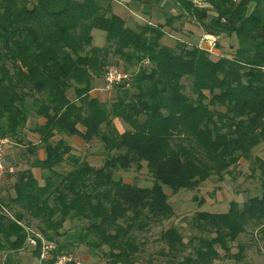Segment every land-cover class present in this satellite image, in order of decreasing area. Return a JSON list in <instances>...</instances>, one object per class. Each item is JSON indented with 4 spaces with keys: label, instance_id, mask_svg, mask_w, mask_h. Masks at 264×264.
Returning a JSON list of instances; mask_svg holds the SVG:
<instances>
[{
    "label": "trees",
    "instance_id": "obj_1",
    "mask_svg": "<svg viewBox=\"0 0 264 264\" xmlns=\"http://www.w3.org/2000/svg\"><path fill=\"white\" fill-rule=\"evenodd\" d=\"M139 1L151 9L160 0ZM173 1L198 20L207 13L191 0ZM208 1L216 14L206 31L216 34L211 27L218 26L234 33L238 45L231 55L213 58L196 44H163L173 15L164 24L132 28L110 0H0V136L20 143L28 128L37 141L26 152L43 153L16 172L14 195L0 197L4 264H14L13 253L27 245V228L55 244L53 258L84 244L105 247L107 264H136L142 244L137 233L173 214L162 185L172 192L193 188L235 167L264 141V0ZM94 29L104 32V45H93ZM114 59L134 69L108 102L91 91L118 64ZM33 114L39 120L30 128ZM69 138L100 141L103 164L92 165ZM142 162L151 187L116 176ZM256 164L259 195L193 216L202 234L192 254L177 258L185 244L176 228L161 233L166 264H212L220 257L217 246L225 256L241 258L244 247L229 254V242L251 222L264 231V157ZM32 168L41 170V180ZM67 221L82 222L81 228L70 232ZM32 254L38 257V246Z\"/></svg>",
    "mask_w": 264,
    "mask_h": 264
},
{
    "label": "rangeland",
    "instance_id": "obj_2",
    "mask_svg": "<svg viewBox=\"0 0 264 264\" xmlns=\"http://www.w3.org/2000/svg\"><path fill=\"white\" fill-rule=\"evenodd\" d=\"M158 5H160L158 8L167 9V11L171 10V15L178 18L176 21L174 20L172 22L171 27L173 25V27L179 30H176V33L171 31L170 37L166 34V38L164 37L161 40V42L166 41L172 43V46H174L176 42H180L186 46L192 45V43L190 44L188 42L189 33L186 31L193 34V43L194 40L197 42L201 40L203 34L209 33L206 31V25L208 26L213 16L216 14L209 1H207L204 7L200 8L207 10V13L199 20L180 10L178 6L174 5L173 0H160ZM121 7L124 8L122 4ZM252 8L253 4L251 3L249 4V11ZM121 13L123 15L127 14L124 10H121ZM137 15L139 16L130 15V20L136 24H145L148 18L141 13ZM156 20L161 24L165 22L164 17L160 14ZM156 20H152L154 24H158ZM211 28L217 32L216 34L211 33L214 36L215 45L212 46L211 43L201 40V42H199L200 46H202L201 48L207 50L213 58L224 55L227 52H229L227 53L228 55H231L233 52L232 48L238 45L236 35L234 33L230 35L222 31L218 26H213ZM92 35L93 45H104L105 34L103 31L94 29ZM173 36L177 37V39ZM114 61L118 62V64L112 67L127 72H131L134 69L133 67H129L125 70L122 61H118L117 59H114ZM102 83L103 78L97 80L95 83V90H92L91 94L97 96L101 100L109 102L115 96L117 88L107 92L102 90ZM183 83L186 86L185 92L189 94V82L183 80ZM68 95L72 98L73 91L69 90ZM38 120L39 118L34 114L31 115L28 126L32 128ZM119 126L124 129L127 127V124L121 120ZM20 139V143L15 140H9V143L5 145L6 170L3 176L0 177V197L5 201H7L9 196L14 195L11 186L14 182L16 172L27 168L36 154L37 156L43 154L41 151H38L32 156L26 152L27 146L37 141L36 135L28 130V128L20 134ZM68 141L74 146L75 151L84 158H87L92 165L99 167L103 164V147L100 141L94 139L91 142L85 143L79 138H69ZM257 157H264V141L256 145L250 156L247 159H241L235 167L228 170L229 172H224L221 175L213 174L193 188L185 187L176 192H172L168 186L162 185L163 191L167 194L168 201L172 206L173 214L161 222L151 223L146 231L137 233L138 241L142 242V244L140 246V252L135 257L136 264L167 263L170 257L168 255L167 245L160 239V235L164 230L170 227H174L178 230L185 244L182 251L177 253V258L182 259L184 256L192 254L193 245L196 244L197 238L202 234L201 231L193 227V216L196 212L201 210L222 212L228 208L230 201H236L241 205L248 198L259 195L261 188L259 171L256 164ZM32 171L35 176L41 180V170L32 168ZM116 176L122 178L125 182L136 184L139 187H151L153 184L152 175L148 171L145 162H142L141 168H137L133 164L128 170H118ZM10 213H13V211L10 210ZM31 223V227H33L35 223ZM81 225L82 222L67 221L65 223V229H69L70 232L76 233L81 228ZM206 235L208 234L205 233L204 236ZM209 236L212 235L209 234ZM229 246V254L238 252L240 246L244 247L241 258L236 259L234 257H229L227 254L225 256L224 251L217 246L216 248L220 253V257L215 259L212 264H264V231H262V227L257 223H248L245 231L241 233L235 241L229 242ZM178 247L180 248V246ZM106 250L105 247H103L102 250H89L84 244H78L72 247L70 254L80 259L83 264H107L108 259L105 256ZM32 253L33 248L27 244L23 249L13 253L12 262H14V264H36V257H34ZM4 259V253H0V264H4Z\"/></svg>",
    "mask_w": 264,
    "mask_h": 264
},
{
    "label": "built area",
    "instance_id": "obj_3",
    "mask_svg": "<svg viewBox=\"0 0 264 264\" xmlns=\"http://www.w3.org/2000/svg\"><path fill=\"white\" fill-rule=\"evenodd\" d=\"M208 0H191L195 7L201 8L207 4ZM202 41L215 45V39L212 34H204ZM130 77L129 72L120 70L115 67L108 68L103 75L102 90L111 91L117 85L126 82ZM92 90H95L92 89ZM9 143V139L0 136V177L6 170L5 161V145ZM28 232L27 244L33 249L38 246L39 255L36 258V264H83L80 259L71 254H60L55 258L52 257L51 251L55 248V244L46 240L41 233L32 229H26ZM39 241V244H38Z\"/></svg>",
    "mask_w": 264,
    "mask_h": 264
},
{
    "label": "crops",
    "instance_id": "obj_4",
    "mask_svg": "<svg viewBox=\"0 0 264 264\" xmlns=\"http://www.w3.org/2000/svg\"><path fill=\"white\" fill-rule=\"evenodd\" d=\"M111 4H112V8H113V11L116 13V14H118V15H120L122 18H124L125 19V23H126V25L127 26H129V27H132V28H136L137 26H139V25H142L141 23L140 24H136L135 22H133V21H131L130 19H131V17H129L130 15H136V16H139V15H137V14H142L143 16H145V17H147L148 19H147V21H145V22H150V23H152V24H154L153 23V19H157V17H158V15L160 14V15H162L163 17H164V19H165V21H166V19L169 17V16H172L171 14H172V11L171 10H169V11H167V9L165 10V9H161V8H158V7H160V5H158V6H155V7H152L151 9H146L141 3H140V1L139 0H111ZM116 4V5H115ZM121 4H122V6L124 7V8H122L121 7ZM121 10H124V11H126V15H123L122 13H121ZM155 11V12H154ZM178 19V18H177ZM142 20L144 21V19L142 18ZM176 21V20H175ZM156 23H158L159 24V21L158 20H156ZM161 24V23H160ZM176 30H179L178 28L176 29V27H173V25H172V27L171 26H166V27H164V33H165V35L163 36V38L165 37L166 38V34H167V36H169L170 37V32L172 31V32H175L176 33ZM187 33H189V36H188V42L191 44L192 43V45L193 44H196V45H198L199 47H202V46H200V44H199V42H201V40H198V42L196 41V40H194V43H193V34H191L189 31H186ZM169 34V35H168ZM206 34H209V33H206ZM204 35V34H203ZM203 35H202V37H203ZM174 37V36H173ZM174 38H176L177 39V37H174ZM162 43L163 44H165V45H168V46H172L171 44L172 43H169V42H164V41H162ZM177 43V42H176ZM43 156V154L40 156V157H42Z\"/></svg>",
    "mask_w": 264,
    "mask_h": 264
}]
</instances>
